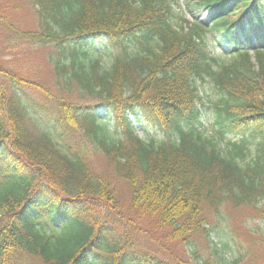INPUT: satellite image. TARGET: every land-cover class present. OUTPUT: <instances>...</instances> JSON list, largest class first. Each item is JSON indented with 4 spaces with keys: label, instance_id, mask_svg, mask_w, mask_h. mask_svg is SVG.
<instances>
[{
    "label": "trees",
    "instance_id": "trees-1",
    "mask_svg": "<svg viewBox=\"0 0 264 264\" xmlns=\"http://www.w3.org/2000/svg\"><path fill=\"white\" fill-rule=\"evenodd\" d=\"M30 1L38 27L24 36L51 47L62 95L38 101L0 78V264H191L140 247L131 227L148 220L185 245L214 228L207 210L264 220V0H190L208 23L176 0ZM138 121L168 139L146 141ZM79 137L129 186L126 204Z\"/></svg>",
    "mask_w": 264,
    "mask_h": 264
},
{
    "label": "rangeland",
    "instance_id": "rangeland-1",
    "mask_svg": "<svg viewBox=\"0 0 264 264\" xmlns=\"http://www.w3.org/2000/svg\"><path fill=\"white\" fill-rule=\"evenodd\" d=\"M176 1L178 4L173 7L175 13L185 16L190 22L198 20L208 23V11L192 8L196 1ZM174 21L176 22L177 18ZM182 23L185 26L189 25ZM37 27L36 11L30 0H0V78L7 80L4 83L8 88L10 87L8 76L13 77L15 81H24L27 83L26 89L40 101L46 100V95L41 90L47 89L57 95H62V92L55 82L53 65L48 61L51 47L34 44L24 36L27 31H36ZM215 48L218 53L229 52L228 48L221 44H216ZM102 51L106 52L107 49ZM250 52L253 63L254 52L253 50ZM225 61L229 63L228 59ZM105 62L108 61L102 59V63ZM64 95L70 101H79L80 96L76 89L70 94L65 92ZM101 112L105 117L107 116L104 109H101ZM207 118L205 128L210 130L209 125L212 121L210 112L207 113ZM26 123L28 129L33 127L32 121ZM105 123L109 138L117 139L121 136L117 122L109 117ZM135 125L136 132L146 141L153 140L160 143L168 139L150 122L138 121ZM175 137L174 135L173 138ZM77 143L83 151H88L86 156L93 172L109 178L115 194L122 203L126 204L129 198V186L122 179L115 177L106 163V158L94 149L88 139L79 137ZM206 214L209 218L207 225L214 228L207 236L204 233L196 234L189 244L184 245L179 240L167 241L166 237H170V232L154 228L155 225L153 226L148 220H142L139 228L133 225L131 235L140 247L145 246L169 259H181L191 264H264V220L259 219L251 207L236 208L227 205L222 208L221 214L224 218L211 210H207Z\"/></svg>",
    "mask_w": 264,
    "mask_h": 264
}]
</instances>
